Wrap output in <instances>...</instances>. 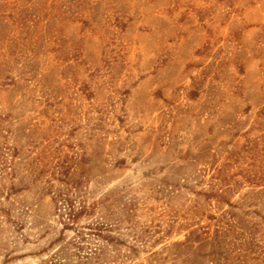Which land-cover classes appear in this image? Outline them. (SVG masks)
Masks as SVG:
<instances>
[{
	"label": "rangeland",
	"instance_id": "obj_1",
	"mask_svg": "<svg viewBox=\"0 0 264 264\" xmlns=\"http://www.w3.org/2000/svg\"><path fill=\"white\" fill-rule=\"evenodd\" d=\"M1 112L23 143L42 114L32 138L51 172L72 167L77 194L111 220L134 216L157 246L231 214L248 238L264 218V0H0ZM49 205L14 255L56 236Z\"/></svg>",
	"mask_w": 264,
	"mask_h": 264
},
{
	"label": "trees",
	"instance_id": "obj_2",
	"mask_svg": "<svg viewBox=\"0 0 264 264\" xmlns=\"http://www.w3.org/2000/svg\"><path fill=\"white\" fill-rule=\"evenodd\" d=\"M42 116L32 125L34 131L22 134L26 138L23 143L16 134V126L21 123L12 121L3 112L0 114V257L1 251L4 252L0 264H16L29 257L34 258L33 262L26 264H264V218L261 224L252 222L247 230L248 238L238 229L239 223L231 214L233 220L223 222V226L214 230L193 228L184 241L166 242L160 247L157 245L162 237L153 240L150 236L153 232L148 229L143 232L135 230L132 212L123 219L113 220L100 215L98 211L103 201L88 203L77 194V185L71 180L74 176L72 167L59 162L51 172L53 168L47 160L49 146L43 150L45 157L42 158V143L32 138L36 128H42ZM30 155L34 157L28 162ZM221 173L216 168L212 178ZM48 174L50 178L45 179ZM56 181L61 187L55 186ZM248 181L260 185L257 178ZM34 191L38 193L36 202L21 205L20 197ZM226 193L221 189L215 192L221 199L226 198ZM195 195H205L206 199L210 196L202 190L196 191ZM249 195L250 192H246L243 198ZM45 198L50 201L52 214L49 213L56 224L54 230L58 229L56 236L36 253L14 255L16 245L25 247L35 243L32 238L35 208ZM226 205L232 208L243 206L231 199ZM247 215L245 212L244 216ZM84 217H88L86 223L81 222ZM222 219L224 217L218 221ZM44 230L36 242L45 238L48 232L53 233L48 227Z\"/></svg>",
	"mask_w": 264,
	"mask_h": 264
}]
</instances>
